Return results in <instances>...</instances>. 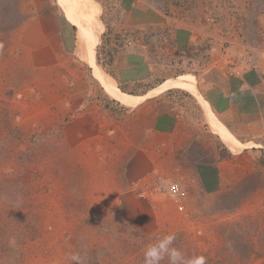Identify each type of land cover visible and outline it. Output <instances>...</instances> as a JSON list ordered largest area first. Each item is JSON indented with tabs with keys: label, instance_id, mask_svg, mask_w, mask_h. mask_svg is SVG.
I'll use <instances>...</instances> for the list:
<instances>
[{
	"label": "rangeland",
	"instance_id": "rangeland-1",
	"mask_svg": "<svg viewBox=\"0 0 264 264\" xmlns=\"http://www.w3.org/2000/svg\"><path fill=\"white\" fill-rule=\"evenodd\" d=\"M57 1L76 34L83 0ZM86 2L90 19L84 58L78 46L77 52L91 71L88 82L101 90L102 98H112L120 107L131 108L146 97L177 94L198 99L209 110L197 88L203 72L208 68L228 72L232 64L255 68L264 63V0ZM10 6V1L0 0V40L4 41H10L18 20ZM95 22L99 31L93 50L96 62L87 41ZM126 48L143 57L149 74L134 83L140 95L120 89L106 72L109 60ZM5 59L0 52V264H71L68 255L72 252H79L84 264H143L146 245L169 232L176 234L177 247L188 255H205L207 264H264V203L257 197L240 194L234 200L233 196L224 201L213 220L185 218L161 185V191L155 192H164L155 197L161 203L153 201L156 212L146 220L131 217L111 197L96 199L100 188L90 185L86 171L85 178L80 177L86 165L72 162L78 155H66L70 148L60 133L55 137L52 131L48 136L42 124L23 122L27 118L22 117L24 100L17 95L21 82L7 87ZM97 69L123 93L142 99L127 104L110 94ZM183 75L193 77L194 85L159 88L163 81ZM229 138L233 147L220 139L231 151L239 150ZM169 183L178 188L175 182ZM220 200L222 206L224 199ZM162 202L172 204L164 210L157 207Z\"/></svg>",
	"mask_w": 264,
	"mask_h": 264
},
{
	"label": "crops",
	"instance_id": "crops-1",
	"mask_svg": "<svg viewBox=\"0 0 264 264\" xmlns=\"http://www.w3.org/2000/svg\"><path fill=\"white\" fill-rule=\"evenodd\" d=\"M7 1L18 17L10 41L0 40L7 87L21 82L23 122L42 124L48 136L60 133L70 148L66 155H78L72 162L86 165L80 177L86 171L90 185L100 188L96 199L111 197L131 217L146 220L164 192L144 196V185L166 188L169 180L183 194L179 211L188 219L213 220L224 201L240 194L264 203V63L232 64L228 72L208 68L201 75L197 88L209 111L240 146L231 151L211 130L197 98L146 97L131 108L102 98L88 82L73 24L57 0ZM107 66L120 89L140 95L134 83L149 75L140 54L126 48ZM168 204L157 207L165 210Z\"/></svg>",
	"mask_w": 264,
	"mask_h": 264
},
{
	"label": "bare ground",
	"instance_id": "bare-ground-1",
	"mask_svg": "<svg viewBox=\"0 0 264 264\" xmlns=\"http://www.w3.org/2000/svg\"><path fill=\"white\" fill-rule=\"evenodd\" d=\"M90 19V9L86 0H83V5L81 7L80 16L78 18L77 27H76V41L78 46V51L81 50V57L84 58V46L83 41L85 36L89 30L86 29L88 27ZM97 75L99 76L100 82L105 87L107 92L116 96L118 99L126 102L127 104L136 103L138 100L142 99L139 96H131L130 94L123 93L121 90L117 89L114 84H112L109 77L105 74H102L98 69L96 70ZM189 83V85H194L193 77L191 76H178L175 79H168L163 81V83L159 86V88H165L166 86H177L184 85ZM204 107V106H203ZM206 117L209 122L211 129L214 133L218 134V136L223 139L229 147H233L234 145L230 142L229 136L225 133V131L219 126V123L215 120V116L206 109Z\"/></svg>",
	"mask_w": 264,
	"mask_h": 264
},
{
	"label": "clouds",
	"instance_id": "clouds-1",
	"mask_svg": "<svg viewBox=\"0 0 264 264\" xmlns=\"http://www.w3.org/2000/svg\"><path fill=\"white\" fill-rule=\"evenodd\" d=\"M177 236L174 232H169L155 238V242L149 243L144 248L143 264H207V257L203 254L193 253L188 255L175 242ZM71 264H84L79 252H72L68 255Z\"/></svg>",
	"mask_w": 264,
	"mask_h": 264
},
{
	"label": "built area",
	"instance_id": "built-area-1",
	"mask_svg": "<svg viewBox=\"0 0 264 264\" xmlns=\"http://www.w3.org/2000/svg\"><path fill=\"white\" fill-rule=\"evenodd\" d=\"M157 186L156 188H154V185ZM160 189H162L159 185H156L154 182H149V184L144 185V196L146 195L147 192L150 193H155L157 191H161ZM164 189V192H166L168 194V196L174 198L175 200H177V209L178 210H182V204H181V199L183 198V194L180 193L178 191V188L175 187V185L173 183H169L168 186ZM147 191V192H146Z\"/></svg>",
	"mask_w": 264,
	"mask_h": 264
},
{
	"label": "trees",
	"instance_id": "trees-1",
	"mask_svg": "<svg viewBox=\"0 0 264 264\" xmlns=\"http://www.w3.org/2000/svg\"><path fill=\"white\" fill-rule=\"evenodd\" d=\"M93 25L94 26H93L92 32L89 34L87 38V41L89 42L90 56L92 57V59H93V50L95 46L97 45L95 41L99 40L98 24H96L95 22ZM93 60L96 62L95 57Z\"/></svg>",
	"mask_w": 264,
	"mask_h": 264
}]
</instances>
